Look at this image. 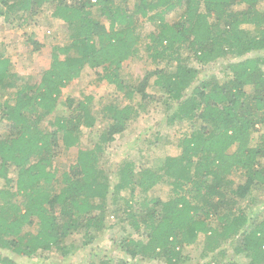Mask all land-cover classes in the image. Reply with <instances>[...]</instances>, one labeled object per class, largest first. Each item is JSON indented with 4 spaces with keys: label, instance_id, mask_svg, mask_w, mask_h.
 Listing matches in <instances>:
<instances>
[{
    "label": "trees",
    "instance_id": "trees-1",
    "mask_svg": "<svg viewBox=\"0 0 264 264\" xmlns=\"http://www.w3.org/2000/svg\"><path fill=\"white\" fill-rule=\"evenodd\" d=\"M260 1L0 0V17L7 20L14 11L35 15L44 5L53 4V16L71 31L68 43L53 46L51 64L35 84L20 83V75L11 70V57L0 50V95H12L0 102V122L7 131L0 137V178L5 180L0 189V248L23 256L52 250L66 254L73 245L63 243L81 231L87 246L106 228L111 191L128 187L133 193L138 188L148 193L168 183L173 192L168 200L145 197L135 203H140L138 212L130 211L135 234L142 237L127 235L120 244L125 255L179 264L182 250L197 243L201 234H209L216 244L221 238L238 236L236 251L245 253L250 264H264V219L251 224L244 209L236 207L237 199L245 198L255 186L264 189V134L255 144L253 137L257 125L264 127V55L231 63L227 81L206 77L188 94L199 69L178 54L188 50L204 66L230 55L263 51ZM240 5L246 6L237 8ZM177 10L181 16L167 20ZM141 19L156 25L147 34L153 58L161 62L172 55L178 63L173 71L148 72L132 87L125 82L122 68L138 52ZM87 67L102 68L100 79L126 92L130 100L140 93L142 101L171 102V125L200 122L181 139V154L167 156L160 171H136L134 162H125L112 187L101 157L116 136L130 127L138 110L132 104L107 106L108 128L92 147H82L84 129H94L98 120L92 109L94 97H68L66 111H59L63 89ZM155 75L154 86L161 92L157 97L147 91ZM51 115L54 119L44 128L42 122ZM73 147H78L77 157L60 170L56 160ZM12 168L15 178L10 177ZM236 169L243 170L246 181L233 187L230 176ZM112 197L115 202L116 193ZM34 224L36 232L25 231ZM89 264L134 263L124 257Z\"/></svg>",
    "mask_w": 264,
    "mask_h": 264
},
{
    "label": "rangeland",
    "instance_id": "rangeland-1",
    "mask_svg": "<svg viewBox=\"0 0 264 264\" xmlns=\"http://www.w3.org/2000/svg\"><path fill=\"white\" fill-rule=\"evenodd\" d=\"M244 6L246 5H240L237 8ZM260 7H264V0L260 1ZM52 13L53 4L49 3L41 7L35 15L14 11L7 16L8 20L5 17H0V43H2L0 50L6 56L11 57V70L20 75L22 79L20 83L35 84L40 82L43 70L49 68L51 64L53 46L64 45L71 40V31L68 25L60 18L54 17ZM180 16V10L173 11L168 14L167 20L173 21ZM155 27L156 25L147 19H141L137 25V31L142 37L138 44V52L134 57L124 62L122 68L125 82L132 87L138 86L148 72L162 68L173 71L178 63V60L172 55L159 62L153 58L152 50L147 49V34ZM244 27L254 30V26L251 25ZM33 40L40 45L34 44ZM178 54L188 65L199 69L198 78L187 90L189 94L203 78L207 77L212 81L219 82L227 81L231 77L228 65L247 57L264 55V50L254 51L240 57L230 55L204 66L197 64L188 50L182 49ZM102 72V68L90 69L87 67L80 78L64 88L59 112L66 111L68 97L78 100L90 95L94 97L92 109L98 120L94 129H84L82 136V147H92L100 133L109 126L105 111L107 106L113 104L122 107L132 104L136 107L137 117L125 132L116 136V139L108 145L101 157L100 164L114 187L119 181L120 170L125 162H134L136 171L143 168L160 171L167 156L181 154V139L194 128L200 127V122H197L196 125L186 121L169 124L168 117L173 111L171 102L164 103L156 99L142 101L140 93H135L134 99L130 100L126 92H118L114 85L101 80L99 75ZM155 79L156 75L150 79L147 91L157 97V95H161V92L154 86ZM11 96L9 92L1 94L0 102ZM53 119L54 115L49 116L42 122V126L49 127V121ZM6 132L4 124L0 122V137L6 135ZM263 134L264 127L257 125L253 136L254 144ZM77 155L78 147L65 149L56 160L57 168L63 169L64 164H69ZM10 177H16L14 168L10 171ZM230 178L234 180L233 187L246 181L242 169H236ZM4 186L5 180L0 178V189ZM111 192L104 222L106 228L98 231L96 237L87 246L84 245L85 233L81 231L73 234L63 243L67 247L73 245L66 254L63 251L52 250L41 251L33 256H23L12 250L0 248V264H7L4 259H9L15 264H89L90 262L98 263L101 260L116 261L124 257L134 264H166L163 260L142 259V257L132 260L125 255L120 244L129 234L138 238L142 237L138 233L135 234L136 231L130 223V211H139L140 203H135L144 200L145 197L168 200L173 195L172 187L168 183H161L148 193L139 188L133 193L128 187L122 188L121 191ZM114 193L117 195L115 202L112 201ZM236 207L244 209L251 219V224L255 220L264 219V189L255 186L245 198L237 199ZM224 210H227V206L224 207ZM37 227V224H34L26 226L24 229L36 232ZM212 237L209 234H201L197 243L185 247L181 254L183 261L179 264H250V259L245 253L236 251L238 236L221 238L217 244L215 238Z\"/></svg>",
    "mask_w": 264,
    "mask_h": 264
}]
</instances>
